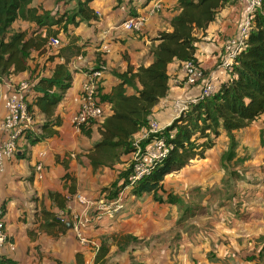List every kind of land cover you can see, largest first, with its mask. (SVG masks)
I'll return each mask as SVG.
<instances>
[{"label": "crops", "instance_id": "1", "mask_svg": "<svg viewBox=\"0 0 264 264\" xmlns=\"http://www.w3.org/2000/svg\"><path fill=\"white\" fill-rule=\"evenodd\" d=\"M56 1H50V6L46 0H34L32 6L40 13L48 10L56 18L70 7L65 0ZM121 1L93 0L91 6L99 20L61 30L57 35L61 46L48 45V53L32 50L28 70L0 73V115H4L14 85L26 79L51 77L56 64L67 60L72 72L71 86L56 110L62 120L58 134L34 145L22 138L0 175V204L5 207L9 238L16 245L15 250L7 246L0 249V264H80L78 256L88 264L92 259L90 251L78 241L72 224H58L51 214L94 212L97 201L106 196L103 189L116 182L122 184L120 173L129 167L131 155H124L113 168L96 170L91 165L87 154L101 139L100 124L86 125L88 135L71 121L79 109L86 72L101 62V93H110L119 83L116 73L154 61L152 48L159 43L155 38L159 32L171 30V19L180 12L178 0H160L164 10L147 14L144 29L136 33L118 27L128 17L118 6ZM126 1L137 8V13L143 14L147 8L140 7L137 0ZM244 11V5L234 0L218 13L206 33L200 34L195 57L208 75L214 73L219 85L230 78L218 67L225 39L237 33ZM38 28V23L19 18L11 33ZM46 28L43 25L40 31ZM104 44L109 45V51L103 49ZM60 51L62 54L57 55ZM169 75L168 94L152 112L164 129L178 117L176 100L190 102L199 92L197 87L183 83L180 60L170 63ZM128 92L134 93V89L129 87ZM35 96L36 92L29 104ZM102 102L110 115V104ZM33 109L34 129L40 132L47 119L37 106ZM142 133L143 128L134 137ZM235 135L236 155L231 161L223 159L230 145L223 131L204 158H196L167 175L157 194H131L118 218L105 219L90 228L91 239L109 250L106 264H264V113ZM38 163L44 165L43 179L36 176ZM66 175L68 179H64ZM51 193L69 197L67 205L60 208ZM170 196L174 200H168Z\"/></svg>", "mask_w": 264, "mask_h": 264}, {"label": "trees", "instance_id": "2", "mask_svg": "<svg viewBox=\"0 0 264 264\" xmlns=\"http://www.w3.org/2000/svg\"><path fill=\"white\" fill-rule=\"evenodd\" d=\"M33 1L0 0L1 74L28 70L31 51L48 53L50 38L57 37L61 30L68 31L69 26L99 20V14L91 6L93 0H65L69 6L70 3H75L72 8L66 9L56 18L45 9L40 13L38 7L32 6ZM233 1L178 0L180 12L171 19V30L161 31L155 38L159 43L152 48L154 61L148 66L142 65L137 69L129 66L126 71L116 73L119 83L108 94L101 93V84V99L110 104L112 113L102 121L91 122L100 124L101 133V139L87 154L94 169L113 168L122 161L124 155L132 154L134 135L148 126L155 106L168 94L170 63L175 60H193L199 63L195 54L197 43L201 40L200 34H205L218 13ZM19 18L36 22L40 28L46 25L47 28L45 31L38 28L32 32L20 30L11 33L13 23ZM52 26L58 28L53 29ZM61 54L60 51L57 55ZM94 69L103 70L101 62ZM71 81L72 72L68 60L56 64L51 77H40L36 80V96L33 102H30L29 109L35 119L33 106H37L47 120L40 127V132L34 129L25 134L24 139L28 143L34 145L58 134L57 128L62 120L56 115V110L71 86ZM129 87L134 89V93L128 92ZM263 113L264 0L262 8L254 17L246 46L238 56L230 78L221 83L214 94L191 104L187 112L182 113L164 129L171 147L169 155L149 175L135 184L131 194H157L167 175L181 170L196 158H204L207 151L215 146L223 131H226L230 138L229 149L223 154V159L231 161L236 155L235 131L248 127ZM82 131L90 134L85 126ZM172 131L175 132L173 138L169 136ZM132 171V165L129 164V167L120 173L121 185L116 182L103 189L107 198L118 194L128 183ZM68 178L69 175H66L64 179ZM70 193H74V188ZM50 196L60 208H64L70 199L66 196L62 198L57 193H51ZM156 199L163 201V198L157 195ZM168 200L174 199L170 196ZM3 208L5 210L4 206ZM51 215L58 224L66 226L59 214ZM108 251L107 246L102 244L96 262L106 264ZM78 262L84 264L80 256Z\"/></svg>", "mask_w": 264, "mask_h": 264}, {"label": "built area", "instance_id": "3", "mask_svg": "<svg viewBox=\"0 0 264 264\" xmlns=\"http://www.w3.org/2000/svg\"><path fill=\"white\" fill-rule=\"evenodd\" d=\"M244 5V16L241 19L238 32L228 37L224 42V51L219 63V68L231 75L237 58L244 50L256 13L262 8L263 0H236ZM125 11L126 6H121ZM146 18L144 16L129 15L118 27L124 30L141 32L144 29ZM62 41L59 37L50 38L49 45L58 48ZM103 49L109 51V45L104 44ZM181 69L184 75L183 83L190 87H197L199 92L190 102L176 100L174 109L178 117L187 112L190 105L197 103L216 91L219 84L214 73L207 74L201 64L193 60L181 61ZM86 79L79 95V109L72 115L73 126L81 130L84 126L94 121H102L107 116V110L101 100L100 86L104 71L92 69L86 72ZM36 80L26 79L14 85L11 95L5 103L6 112L0 115V175L5 169V163L11 160L18 151V143L25 134L34 130V117L29 109L30 96L34 94ZM174 131L170 137H174ZM134 151L131 154L130 164L132 175L128 183L113 198L102 196L96 203V209L92 213L61 212L60 219L70 222L76 237L81 245L87 248L92 259L88 264H95L100 246L89 236V229L101 224L105 219H115L126 209L127 199L135 184L163 161L170 153L171 147L164 134V128L160 127L158 120L152 115L149 117L147 127L143 128L140 137H134ZM36 176L44 178V165H36ZM4 246L11 250L16 245L10 240L6 229V213L0 204V249Z\"/></svg>", "mask_w": 264, "mask_h": 264}, {"label": "rangeland", "instance_id": "4", "mask_svg": "<svg viewBox=\"0 0 264 264\" xmlns=\"http://www.w3.org/2000/svg\"><path fill=\"white\" fill-rule=\"evenodd\" d=\"M50 1L52 3H55L56 0H46L47 4L52 6L51 4H49ZM137 2L142 4L140 7H145V6L147 7V8H145V10H144L145 12H143V14L137 13V8L132 7L129 4L130 2H128L126 0L121 1L118 6H126V10L125 11L128 13V15H131V16H144L145 18L147 17V14L155 15V14L161 13V11H163L164 8H165V5H164L163 1H160V0H137ZM74 3L75 2L70 4L71 7H69V8H72V5ZM62 8L65 9L64 6ZM135 13H137V14H135ZM239 26H240V24H237V31L236 32H238ZM134 32L140 33V32H137V31H134Z\"/></svg>", "mask_w": 264, "mask_h": 264}, {"label": "water", "instance_id": "5", "mask_svg": "<svg viewBox=\"0 0 264 264\" xmlns=\"http://www.w3.org/2000/svg\"><path fill=\"white\" fill-rule=\"evenodd\" d=\"M68 225H69V226H71V224H70V223H69Z\"/></svg>", "mask_w": 264, "mask_h": 264}]
</instances>
